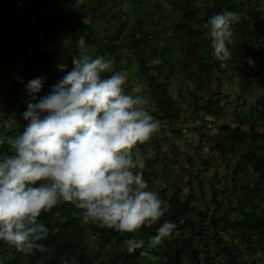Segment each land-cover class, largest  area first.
<instances>
[{
  "label": "trees",
  "instance_id": "obj_1",
  "mask_svg": "<svg viewBox=\"0 0 264 264\" xmlns=\"http://www.w3.org/2000/svg\"><path fill=\"white\" fill-rule=\"evenodd\" d=\"M223 11L240 16L234 58L225 62L214 58L205 27ZM81 37L90 55L127 71V93L143 95L134 90L137 78L148 93V110L163 126L139 145L144 179L169 203L162 221L177 228L155 248L147 239L159 224L141 229L145 247L129 253L123 242L131 234L84 224L72 204L61 203L39 218L49 229L41 241L48 251L24 254L0 241V264H264V0H0V135L23 131L28 81L44 78L37 95L47 94L71 69ZM234 83L235 97L224 103ZM232 102L245 125L220 123ZM10 119L18 124L8 130ZM179 121L199 134L190 136L196 147L186 144L200 167L180 145L162 148L164 129ZM208 122L217 132L204 131ZM176 150L193 167L171 183ZM0 154H10L7 144Z\"/></svg>",
  "mask_w": 264,
  "mask_h": 264
},
{
  "label": "clouds",
  "instance_id": "obj_2",
  "mask_svg": "<svg viewBox=\"0 0 264 264\" xmlns=\"http://www.w3.org/2000/svg\"><path fill=\"white\" fill-rule=\"evenodd\" d=\"M239 14H213L205 27L215 59L234 58V25ZM72 67L42 96V77L28 81L30 100L17 135H0L10 154H0V241L17 251L47 252L49 235L39 218L61 203H70L84 224L131 234L129 253L145 247L141 229L155 228L147 246L171 238L177 225L167 219L169 203L144 179L145 145L159 132L150 114V99L125 91L126 70L111 58L89 54L77 41ZM10 119L3 127L13 129ZM155 183H161L156 180ZM162 221V222H161ZM155 260V257H152Z\"/></svg>",
  "mask_w": 264,
  "mask_h": 264
},
{
  "label": "rangeland",
  "instance_id": "obj_3",
  "mask_svg": "<svg viewBox=\"0 0 264 264\" xmlns=\"http://www.w3.org/2000/svg\"><path fill=\"white\" fill-rule=\"evenodd\" d=\"M135 81L136 82L134 84V90L139 92V93H142L145 96L144 88H143L142 84L140 82H138L139 78H137V80H135ZM47 83L48 82H46V84ZM236 84L237 83L233 84L234 89L232 88L233 86L231 88L230 87L225 88V91H227L229 89L228 91L231 93V96L228 99L224 100V103H228L229 101L234 99V97H235L234 92H235ZM23 89L25 90L26 88L24 87ZM147 95H148V93H146V96ZM237 105H238L237 102H232L230 105H226L225 116L221 119L220 123L229 122L232 126H236V125L238 126V125H245L246 124L245 120H243V115L241 113L233 112L234 108H236ZM181 121H183V119ZM181 121H179V123L172 124L171 128L166 126V128L164 129V132L162 133V143H163L162 148H163V150L164 149L168 150V148H170V146H171V143L178 144V145H180L179 152L180 153H187L188 152L189 155L193 156V158L195 160V162H194V165H196L195 167H200V162L197 161L196 151L193 148V147L197 146L198 140H192L190 138V136H194L196 138H199V134L197 131H195V130L192 131V129H189L188 125L183 124L184 122H181ZM158 123H159V125H162L160 121H158ZM208 123H209L208 128H204V131L206 133H209V134L217 132V129L213 128L214 123H212V122H208ZM172 128L182 129V135L178 136V137L175 136L173 134V132H171ZM183 128L185 130H183ZM186 139H188V140H186ZM186 141L192 143L193 147L189 144H186ZM204 150L206 152L209 151L208 146L204 145ZM177 151L178 150H176L175 155L177 156L179 163L173 165L171 168V172L169 175V179H171L169 182H171V183L173 182V179H175L177 177V175H185L186 171L188 172L189 169H192V167H193L191 164H189L187 162V159H186V157H184V154H179V152H177ZM169 154H171V152ZM237 157L238 156H236L235 158H237ZM219 173L223 176L225 173V168L219 167ZM213 174H214V169H211L208 172H206L205 175H207V177H208L207 179H209ZM204 184H205V191H209L210 187H209L208 181H205ZM205 198L209 202L210 192H206ZM197 203L199 206H203L205 204L204 202H200V201H198ZM227 238H228V236H227ZM108 249H109V247H108ZM258 255L260 256V254H258ZM260 258L264 259V255H261Z\"/></svg>",
  "mask_w": 264,
  "mask_h": 264
}]
</instances>
